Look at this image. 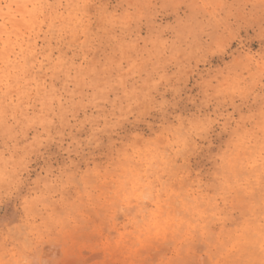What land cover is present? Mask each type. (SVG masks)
Wrapping results in <instances>:
<instances>
[{"label": "rangeland", "instance_id": "rangeland-1", "mask_svg": "<svg viewBox=\"0 0 264 264\" xmlns=\"http://www.w3.org/2000/svg\"><path fill=\"white\" fill-rule=\"evenodd\" d=\"M264 3L0 0V264H260Z\"/></svg>", "mask_w": 264, "mask_h": 264}, {"label": "clouds", "instance_id": "clouds-1", "mask_svg": "<svg viewBox=\"0 0 264 264\" xmlns=\"http://www.w3.org/2000/svg\"><path fill=\"white\" fill-rule=\"evenodd\" d=\"M260 3H264V0H259ZM260 264H264V260L260 261Z\"/></svg>", "mask_w": 264, "mask_h": 264}]
</instances>
